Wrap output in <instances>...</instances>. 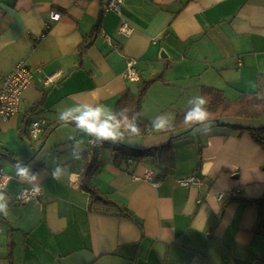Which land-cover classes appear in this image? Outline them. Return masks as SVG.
<instances>
[{"label": "crops", "instance_id": "crops-1", "mask_svg": "<svg viewBox=\"0 0 264 264\" xmlns=\"http://www.w3.org/2000/svg\"><path fill=\"white\" fill-rule=\"evenodd\" d=\"M107 1L0 0V75L21 59L34 73L19 112L0 118V134L20 138L26 120L44 121L36 151L23 158L0 152V163L3 156L13 162L11 181L0 190L8 212H0V264H264V205L245 201L264 197V148L248 130L212 124L199 129L204 135L191 131L176 142V165L158 183L161 167L156 179L146 176L152 157L126 169L101 147L92 182L117 205L92 198L82 184L92 135L60 124L43 138L58 114L99 108L100 121L114 117L128 87L159 75L141 110L148 133L127 136L131 146L167 143L169 132L154 130L151 121L172 128L178 114L197 107L203 86L232 100L242 92L264 95V0H123L119 10L106 9ZM54 10L59 20L50 19ZM126 24L129 35L119 31ZM129 59L136 60L138 81L126 78ZM243 122L258 126L264 119ZM74 148L82 159H72ZM17 161L37 174L34 182L16 176ZM57 164L69 175L52 179ZM191 176L197 182H180ZM28 184L44 195L22 203L17 194ZM230 189L239 190L236 198L218 199Z\"/></svg>", "mask_w": 264, "mask_h": 264}, {"label": "trees", "instance_id": "trees-1", "mask_svg": "<svg viewBox=\"0 0 264 264\" xmlns=\"http://www.w3.org/2000/svg\"><path fill=\"white\" fill-rule=\"evenodd\" d=\"M95 31L96 32H93L90 35V41H85L79 46L80 55H83L86 50L92 46L99 33V27ZM162 76L163 75H159L149 80H142L138 83L135 90H132L129 87L125 90L115 105L114 117L111 121L113 124H120V127L116 129L117 132L122 131L123 133L128 134L130 129H126L125 126L128 121L134 120L140 126V136H145L148 133V121L141 115L142 105L149 88L156 81L162 79ZM202 94L208 102L206 107L210 113L211 125L228 126L237 130H248L254 140L264 148V124L255 126L251 123L243 122V120L264 119V95L262 92L258 90L242 92L237 98L232 100L225 95L222 89L203 86ZM185 114L186 113L177 115L174 125L168 130L169 140L167 143L150 148L134 147L119 140L114 143L111 140H101L100 138L93 136L92 139H95L97 144L92 147V152L89 151L86 154L84 153L85 167L82 174V184L84 188L90 192L91 197L108 204H116L112 199L102 196L98 187L92 182L94 175L97 174L100 169L99 153L101 147L109 148L114 154L116 165L121 167L123 163H125L126 169H129L131 166L136 167L148 157H152L154 170L158 167H161L162 169L157 174V178L160 175L165 174L168 170H173L176 165V142L187 136L195 129V127H197L195 124L185 122ZM75 117L77 116L69 115V121H72ZM60 124L73 123H64L57 119L48 127V129H46L47 131L43 138ZM127 136L128 135H125L124 137ZM6 154L11 158L14 156L9 152ZM245 201L248 204L258 206L259 208H262L264 205V197L246 199ZM121 210L123 214L132 216V213L127 209Z\"/></svg>", "mask_w": 264, "mask_h": 264}, {"label": "built area", "instance_id": "built-area-1", "mask_svg": "<svg viewBox=\"0 0 264 264\" xmlns=\"http://www.w3.org/2000/svg\"><path fill=\"white\" fill-rule=\"evenodd\" d=\"M123 0H108L105 4L106 9H120V4ZM53 17H58V19H53ZM62 17V13L59 11H51L50 19L59 20ZM124 35H129L132 33L133 28L129 25H123L119 30ZM106 39L111 42V37L106 35ZM136 60L129 59L127 69L125 71L126 78L130 81H138L139 74L135 66ZM34 78V73L30 66L28 65L26 59H21L18 61L14 67L4 72L0 75V118L10 119L12 116L19 112V106L23 99L24 90L31 84ZM54 77H49L47 82H52ZM42 120H34L27 126V133L33 140H38L40 133L43 128ZM91 147L97 144L95 139L90 140ZM92 152V148L90 150ZM149 176L153 175V171L148 172ZM11 175L8 174L3 165L0 163V190H3L11 181ZM182 184L188 185L192 182H197L194 176L182 179L180 181ZM37 185H24L17 194V199L22 203H29L40 199L44 195L43 188L39 186V193L35 192L33 189ZM239 193L238 189H230L225 192H220L218 194V199H228L232 197H237Z\"/></svg>", "mask_w": 264, "mask_h": 264}, {"label": "clouds", "instance_id": "clouds-1", "mask_svg": "<svg viewBox=\"0 0 264 264\" xmlns=\"http://www.w3.org/2000/svg\"><path fill=\"white\" fill-rule=\"evenodd\" d=\"M53 19H58V17H53ZM198 104L192 110H189L185 114V122L190 124H195L194 131L199 132L201 127H208L209 130L212 129L211 121H210V113L206 107L207 101L203 96H198L197 98ZM101 110L99 108L90 109L85 112L81 116L75 117L72 121H69V113L58 114V119L64 123H73L75 126L83 131L86 135H92L94 137L100 138L101 140H111L116 143L118 140L123 141L124 133L117 132V128L120 127L119 123L113 124L111 121L113 117H109L108 120L100 121ZM127 119V118H126ZM159 119V118H157ZM151 121L152 127L156 131H168L171 127L170 121L159 119ZM126 129H130L128 133L130 136H139L141 134V129L139 124H137L134 120L128 121L126 124ZM204 135L206 133H200ZM71 139V137H69ZM80 143V141H77ZM71 157L74 160L82 159V151L74 148L71 151ZM16 176L24 181L34 182L37 179V174L33 173L30 167L24 164L22 161H17L15 166ZM61 173L65 175H69L68 169L66 167H62L60 164H57L54 168L51 169V178L54 180H59ZM35 192L39 193V186H35L33 189ZM6 197L3 192H0V201H5ZM0 212H3L5 216L8 215V212L5 208L4 203H0Z\"/></svg>", "mask_w": 264, "mask_h": 264}, {"label": "rangeland", "instance_id": "rangeland-1", "mask_svg": "<svg viewBox=\"0 0 264 264\" xmlns=\"http://www.w3.org/2000/svg\"><path fill=\"white\" fill-rule=\"evenodd\" d=\"M0 121L2 122V120ZM125 135L129 136V134L124 133V136ZM126 138L127 137L123 138L124 141L122 142L126 143L127 145H130L125 141ZM37 144L39 143L31 139V137L26 132L25 133L23 132V135L20 138L19 135L17 137L16 133L15 134L6 133V130H4V132L0 134V152L2 154L6 153V151L9 152L10 150H12L13 151L11 152L12 154L18 156L19 158H23L24 156H22L23 155L22 153L31 149L32 152L36 151V148L39 147L37 146ZM1 163L4 165V169L8 174H13V170H12L13 162H11L9 158L3 156V158L1 159Z\"/></svg>", "mask_w": 264, "mask_h": 264}, {"label": "bare ground", "instance_id": "bare-ground-1", "mask_svg": "<svg viewBox=\"0 0 264 264\" xmlns=\"http://www.w3.org/2000/svg\"><path fill=\"white\" fill-rule=\"evenodd\" d=\"M149 171H153V175H152V176H149V175H148V172H149ZM149 171L147 172V175H146L147 178H149V179H153V178H155V179H156L155 175L157 174V172H156L154 169H149ZM155 182L158 183V182H159V179H156Z\"/></svg>", "mask_w": 264, "mask_h": 264}, {"label": "water", "instance_id": "water-1", "mask_svg": "<svg viewBox=\"0 0 264 264\" xmlns=\"http://www.w3.org/2000/svg\"><path fill=\"white\" fill-rule=\"evenodd\" d=\"M101 17H102V12L100 13V15H99V17H98L97 24L100 23ZM27 125H28V120H26V127H27Z\"/></svg>", "mask_w": 264, "mask_h": 264}]
</instances>
